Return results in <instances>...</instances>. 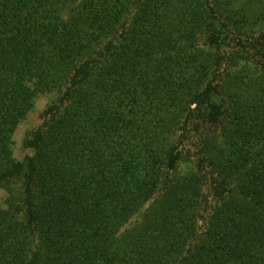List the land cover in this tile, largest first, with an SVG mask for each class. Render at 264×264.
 I'll list each match as a JSON object with an SVG mask.
<instances>
[{
    "label": "trees",
    "instance_id": "trees-1",
    "mask_svg": "<svg viewBox=\"0 0 264 264\" xmlns=\"http://www.w3.org/2000/svg\"><path fill=\"white\" fill-rule=\"evenodd\" d=\"M0 193V264H264V0H0Z\"/></svg>",
    "mask_w": 264,
    "mask_h": 264
},
{
    "label": "rangeland",
    "instance_id": "rangeland-1",
    "mask_svg": "<svg viewBox=\"0 0 264 264\" xmlns=\"http://www.w3.org/2000/svg\"><path fill=\"white\" fill-rule=\"evenodd\" d=\"M52 97L47 96H38L34 103V108L30 112V114L26 117V119L17 127V130L14 134V156L21 157L23 152L21 150V140L23 135L27 130H29L32 126L36 125L38 122L39 112L42 111L43 107L51 101ZM0 197L2 194L0 193Z\"/></svg>",
    "mask_w": 264,
    "mask_h": 264
}]
</instances>
